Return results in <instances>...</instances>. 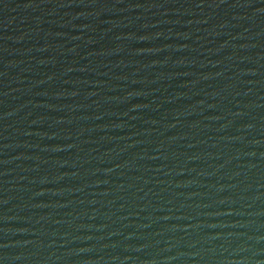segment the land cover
Returning <instances> with one entry per match:
<instances>
[{
  "label": "water",
  "instance_id": "95a60500",
  "mask_svg": "<svg viewBox=\"0 0 264 264\" xmlns=\"http://www.w3.org/2000/svg\"><path fill=\"white\" fill-rule=\"evenodd\" d=\"M0 264H264V0H0Z\"/></svg>",
  "mask_w": 264,
  "mask_h": 264
}]
</instances>
